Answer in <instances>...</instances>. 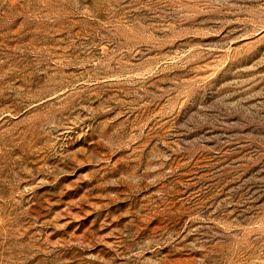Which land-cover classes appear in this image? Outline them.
<instances>
[{
    "label": "rangeland",
    "instance_id": "obj_1",
    "mask_svg": "<svg viewBox=\"0 0 264 264\" xmlns=\"http://www.w3.org/2000/svg\"><path fill=\"white\" fill-rule=\"evenodd\" d=\"M0 264H264V0H0Z\"/></svg>",
    "mask_w": 264,
    "mask_h": 264
}]
</instances>
